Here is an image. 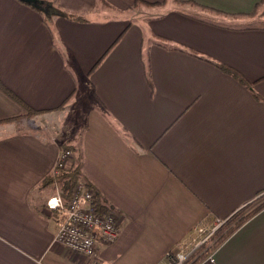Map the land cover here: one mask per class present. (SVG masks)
<instances>
[{
    "label": "crops",
    "instance_id": "0c3cea01",
    "mask_svg": "<svg viewBox=\"0 0 264 264\" xmlns=\"http://www.w3.org/2000/svg\"><path fill=\"white\" fill-rule=\"evenodd\" d=\"M143 1L157 4L56 0L84 20L57 17L52 34L45 4L0 0V83L37 110L90 94L82 170L120 230L93 257L54 241L42 179L59 143L3 128L26 111L0 88V264H164L195 225L264 193V0ZM143 6L158 13L123 14ZM197 264H264V207Z\"/></svg>",
    "mask_w": 264,
    "mask_h": 264
},
{
    "label": "built area",
    "instance_id": "2783aa9c",
    "mask_svg": "<svg viewBox=\"0 0 264 264\" xmlns=\"http://www.w3.org/2000/svg\"><path fill=\"white\" fill-rule=\"evenodd\" d=\"M71 154L72 152L69 150L60 152L53 171L70 160ZM92 200V189L80 180L76 183L68 199L55 185V193L46 201L48 209H56L61 214L54 241L68 250L88 257L95 256L99 241L112 242L118 238L120 232L118 214L113 210L103 214L97 213ZM195 230L200 232L203 231V228L196 225L193 228V231ZM200 243L201 241L197 240L196 236L179 242L176 250L166 252L164 264H184L186 258L199 249ZM201 253L194 255V258Z\"/></svg>",
    "mask_w": 264,
    "mask_h": 264
},
{
    "label": "rangeland",
    "instance_id": "374dc122",
    "mask_svg": "<svg viewBox=\"0 0 264 264\" xmlns=\"http://www.w3.org/2000/svg\"><path fill=\"white\" fill-rule=\"evenodd\" d=\"M155 7L161 6H153V8ZM140 8L141 10L139 11ZM140 8L138 9L133 7L132 9L123 11V14L126 13V15L138 16L137 18L141 22L144 17L152 15L153 13H158L157 10H154L150 7L146 8L145 6H143ZM96 13L100 12H93V18H98L96 16ZM79 83L83 84L81 83V81H79ZM77 89L78 90L61 105L60 110L39 113L20 119H14V122L5 124L2 127L8 128V131H35L38 133H42L43 136L45 138H48L50 141H56L58 143L65 141L71 145H75L78 151H82V140L86 124V109L88 108L85 105L91 96L86 91L84 93L81 86H77ZM75 155V152H73L71 154L70 160H72ZM263 200L264 193H262V196L259 195L258 197L252 199L249 206H256ZM244 211L245 209L235 215V220L241 217L244 214ZM225 219L226 218H219V221L215 219L213 221L208 220L197 224L199 227L203 228V231L200 232H198L197 230L193 231V228L196 225L192 228L191 235H189V237L196 236L197 240L201 241V243L199 244V249L194 251L192 253V256L197 255L216 244L220 235L223 234L228 228H230L231 225L235 222V220L230 221V219ZM225 238L220 240L218 244L221 243ZM191 257H187L184 261V264H189L191 262Z\"/></svg>",
    "mask_w": 264,
    "mask_h": 264
},
{
    "label": "trees",
    "instance_id": "16d2710c",
    "mask_svg": "<svg viewBox=\"0 0 264 264\" xmlns=\"http://www.w3.org/2000/svg\"><path fill=\"white\" fill-rule=\"evenodd\" d=\"M55 1L56 0H40V4L38 6L30 5V4L25 3V2H23V3L30 5L32 8H35L38 11H41L40 6H42V4H45L44 10L41 11L42 18H43L44 23L51 30L52 34H53L52 27H49V24L53 19H55L57 17L69 18L71 20H84L82 17L75 15L74 13L66 11L62 6H60L59 4H56ZM140 2L147 4V5L157 4V2L150 3V2L143 1V0H140ZM135 3H138V0H136ZM260 27L264 28V25L260 26ZM190 52L196 56L202 57L203 59H205L208 62L215 64L222 71L232 75L241 83H243V84L247 83L246 80L242 77V75H240L233 68L228 67L222 63L216 62L215 60L210 59L208 57L200 56L197 52H193V51H190ZM0 88H2L10 97L15 99L18 103H20L24 107V109L26 111L25 116H33V115H36L39 113L52 112V111H57V110L61 109V106L58 107L57 109H50V110L33 109V108L29 107L28 105H26L25 103H23V101L19 97H17L14 93H12L11 91L4 88V86L1 83H0ZM256 98H261V97L256 95ZM13 120L14 119H12V120L10 119L8 121H9V123H11V122H14ZM59 148H60V152H64V151L69 150L72 153L75 152L76 155L72 158V160L66 161L64 163V165H62L61 167H57L54 171L52 170V172L50 174L46 175L42 179V184L44 186L45 185H57L60 192L63 194V196L66 199H68L71 196V193H72L76 183L80 180L84 181L86 186L88 188H91L93 191L92 203H93V206L95 207V210L97 213L103 214V213H107L110 210H113L118 214V212L115 208L105 204L103 198L101 197V194L98 192V190H96V188L93 187L91 182L86 178V176L82 170V161H83L82 151H78L77 147L75 145H71L65 141L59 143ZM261 196H262V194H261ZM249 204H250V202L247 203L246 205L242 206L241 208H239L236 212H234L233 214H231L230 216H228L225 219V220L230 219V221H233L236 218L235 215H237L240 211L242 212V210L245 209L244 214L241 217H239L237 220H235V222L231 225V227L228 228L223 234L220 235V237L217 240L218 242L220 240H222L223 238L227 237L231 232H233L243 222H245L248 218H250L252 215H254L258 210L263 208L264 207V200L262 202H260L258 205L253 206V207L249 206ZM52 210L55 211L56 209H52ZM56 211H58V210H56ZM60 217H61V214H60ZM217 220L219 221V219H217ZM218 242L216 244H214L213 246L207 248L205 251H203L196 258H194V255L192 256V254H191L190 257L191 256L192 257L190 260L191 262L189 264H197V262H199L212 249H214L217 246Z\"/></svg>",
    "mask_w": 264,
    "mask_h": 264
},
{
    "label": "water",
    "instance_id": "95a60500",
    "mask_svg": "<svg viewBox=\"0 0 264 264\" xmlns=\"http://www.w3.org/2000/svg\"><path fill=\"white\" fill-rule=\"evenodd\" d=\"M25 3H28L30 5L38 6L40 4V0H19ZM41 8V6H40Z\"/></svg>",
    "mask_w": 264,
    "mask_h": 264
}]
</instances>
